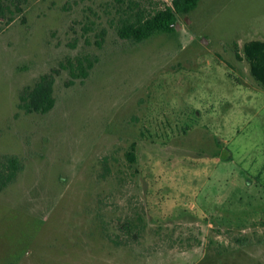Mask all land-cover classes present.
Returning <instances> with one entry per match:
<instances>
[{
    "label": "rangeland",
    "instance_id": "obj_1",
    "mask_svg": "<svg viewBox=\"0 0 264 264\" xmlns=\"http://www.w3.org/2000/svg\"><path fill=\"white\" fill-rule=\"evenodd\" d=\"M17 1L0 0V156L23 165L0 264H264V87L241 51L264 41V0H200L138 44L119 0ZM84 54L70 82L60 64ZM55 70L54 107L20 110Z\"/></svg>",
    "mask_w": 264,
    "mask_h": 264
},
{
    "label": "trees",
    "instance_id": "obj_2",
    "mask_svg": "<svg viewBox=\"0 0 264 264\" xmlns=\"http://www.w3.org/2000/svg\"><path fill=\"white\" fill-rule=\"evenodd\" d=\"M17 1V0H16ZM27 0H18L17 2ZM125 3V7L121 5ZM200 0H171L170 5L163 4L162 7L149 6L148 0H119L121 3L117 8L120 16L117 20L116 34L122 40H127L133 44L141 43L154 35L174 32V23L179 16L187 15L193 11ZM14 6L20 11L18 4ZM7 5L0 3V19L7 23L12 22V16H5ZM12 13V12H8ZM100 37V42L102 41ZM96 41L97 46L101 43ZM242 54L249 65V71L253 79L264 87V41L251 40L243 44ZM98 57L95 55H80L68 58L65 64H60L63 69L68 70L70 82L75 79L83 80L87 78L89 71L97 63ZM56 70L41 75L32 86L24 87L18 95V108L24 113L45 114L49 112L55 104L53 96V84ZM129 161H135L134 145L126 154ZM23 170L21 161L14 155L0 156V191L12 183L18 173Z\"/></svg>",
    "mask_w": 264,
    "mask_h": 264
},
{
    "label": "water",
    "instance_id": "obj_3",
    "mask_svg": "<svg viewBox=\"0 0 264 264\" xmlns=\"http://www.w3.org/2000/svg\"><path fill=\"white\" fill-rule=\"evenodd\" d=\"M179 24L177 22L174 23V29L176 30Z\"/></svg>",
    "mask_w": 264,
    "mask_h": 264
}]
</instances>
